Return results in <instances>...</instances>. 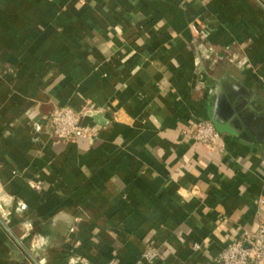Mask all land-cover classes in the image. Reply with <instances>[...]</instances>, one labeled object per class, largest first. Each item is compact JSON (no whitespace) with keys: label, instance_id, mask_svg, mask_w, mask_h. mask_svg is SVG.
Listing matches in <instances>:
<instances>
[{"label":"crops","instance_id":"0c3cea01","mask_svg":"<svg viewBox=\"0 0 264 264\" xmlns=\"http://www.w3.org/2000/svg\"><path fill=\"white\" fill-rule=\"evenodd\" d=\"M262 198L264 0H0V264H215Z\"/></svg>","mask_w":264,"mask_h":264},{"label":"built area","instance_id":"2783aa9c","mask_svg":"<svg viewBox=\"0 0 264 264\" xmlns=\"http://www.w3.org/2000/svg\"><path fill=\"white\" fill-rule=\"evenodd\" d=\"M92 112L82 113L69 105H56L49 117V128L57 139L74 140L93 138L96 132L84 122ZM193 138L212 148H225L222 134L209 120L198 119L192 128ZM264 202V198L261 199ZM200 249V245H195ZM160 256L156 246H149L143 252L144 259L154 263ZM215 264H264V223L259 226L256 233L245 232L240 239H236L224 247Z\"/></svg>","mask_w":264,"mask_h":264},{"label":"water","instance_id":"95a60500","mask_svg":"<svg viewBox=\"0 0 264 264\" xmlns=\"http://www.w3.org/2000/svg\"><path fill=\"white\" fill-rule=\"evenodd\" d=\"M235 110H236L237 112H239L240 108H239L238 106L235 105ZM214 124H216V128L220 129V125H219V123H218L217 121H214Z\"/></svg>","mask_w":264,"mask_h":264}]
</instances>
